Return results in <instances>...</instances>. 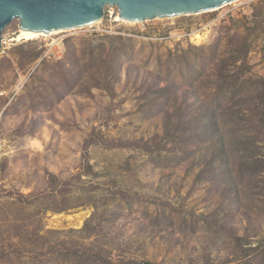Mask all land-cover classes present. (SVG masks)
<instances>
[{"label": "rangeland", "instance_id": "obj_1", "mask_svg": "<svg viewBox=\"0 0 264 264\" xmlns=\"http://www.w3.org/2000/svg\"><path fill=\"white\" fill-rule=\"evenodd\" d=\"M20 31L0 50V264H264V0Z\"/></svg>", "mask_w": 264, "mask_h": 264}, {"label": "water", "instance_id": "obj_2", "mask_svg": "<svg viewBox=\"0 0 264 264\" xmlns=\"http://www.w3.org/2000/svg\"><path fill=\"white\" fill-rule=\"evenodd\" d=\"M240 0H0V50L4 30L15 20L21 30L49 34L91 27L116 7L121 21L145 23L210 12Z\"/></svg>", "mask_w": 264, "mask_h": 264}, {"label": "bare ground", "instance_id": "obj_3", "mask_svg": "<svg viewBox=\"0 0 264 264\" xmlns=\"http://www.w3.org/2000/svg\"><path fill=\"white\" fill-rule=\"evenodd\" d=\"M117 21L118 22L120 21L119 16L117 17ZM20 33H21V35L18 37L17 41H22V40L30 41V40H34L40 36H52L54 34H57V32L45 34V33L30 32V31H25V30H21ZM197 39L201 40V36L197 35ZM198 42H200V41H198Z\"/></svg>", "mask_w": 264, "mask_h": 264}, {"label": "built area", "instance_id": "obj_4", "mask_svg": "<svg viewBox=\"0 0 264 264\" xmlns=\"http://www.w3.org/2000/svg\"><path fill=\"white\" fill-rule=\"evenodd\" d=\"M117 17H118V11L116 7L107 6L105 8V18H108L109 20H111V22H116Z\"/></svg>", "mask_w": 264, "mask_h": 264}, {"label": "trees", "instance_id": "obj_5", "mask_svg": "<svg viewBox=\"0 0 264 264\" xmlns=\"http://www.w3.org/2000/svg\"><path fill=\"white\" fill-rule=\"evenodd\" d=\"M116 39H121V38H116ZM215 114H216V111H211L210 113H208L207 116H205L207 119H209L212 123H214V118H215ZM141 264H153L151 262H143Z\"/></svg>", "mask_w": 264, "mask_h": 264}]
</instances>
